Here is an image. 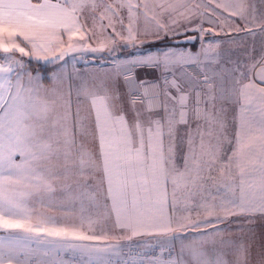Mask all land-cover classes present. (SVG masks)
Here are the masks:
<instances>
[{
	"label": "snow or ice",
	"instance_id": "obj_1",
	"mask_svg": "<svg viewBox=\"0 0 264 264\" xmlns=\"http://www.w3.org/2000/svg\"><path fill=\"white\" fill-rule=\"evenodd\" d=\"M119 6L127 7L130 14L134 7L130 0ZM97 7L96 0H0V264H136L122 256L118 244L89 243L107 239L93 232L95 220L85 215L84 201L95 203L99 195L95 181L104 187V207L115 215L118 227L133 236L158 233L175 240L170 234L189 225L166 210L174 207L178 194L190 195L192 188H203L204 161L196 156L191 133L186 134L188 154L180 157L183 170L178 166L180 126L195 122L201 157H209V167L216 160L211 148L205 151L204 136L199 133L201 121L211 124L215 117L207 108L202 111L201 104H207L204 95L215 99L217 89L225 86L207 74L202 81L168 79V75L175 77L172 70L176 69L183 80L184 69L197 64L201 55L210 59L208 49L195 54L130 53L118 68L130 90L128 101L109 84L102 83L97 91L84 87L79 94L89 104V115L83 118L79 108L73 113L70 95L65 99L55 90L41 94L30 86L31 77L24 83L17 71L23 69L24 61L16 59L15 53L47 52L50 42L64 33L71 40L80 30V15ZM103 7L115 15L111 4ZM135 39L129 29L127 40ZM137 68H164L163 84L134 76ZM197 83L207 91L202 88L193 98L185 87ZM236 83L241 82H234V91ZM260 85H264V71L259 83L241 84L238 91L244 103L236 147L226 165L234 168L236 177L226 178L230 182L219 206L231 214L264 213V87ZM77 201L80 214L72 219L67 213ZM37 204L65 215L40 212ZM214 210L215 206L206 208L209 215ZM205 235L210 233L200 234ZM198 240L194 236L193 242L182 245L180 255L185 259L152 264H239L229 260L228 253L207 248ZM237 251L245 253L247 264V250Z\"/></svg>",
	"mask_w": 264,
	"mask_h": 264
},
{
	"label": "crops",
	"instance_id": "obj_2",
	"mask_svg": "<svg viewBox=\"0 0 264 264\" xmlns=\"http://www.w3.org/2000/svg\"><path fill=\"white\" fill-rule=\"evenodd\" d=\"M134 1V2H133ZM139 1V0H136ZM170 0H162V5L165 4L167 7V2ZM212 2V6L221 11L222 15H227L226 18H218L217 24H212L210 27L217 28L219 24H222L224 29V34L229 36H242L248 34V26L253 25V28H262L257 25L263 22L256 21L259 15L256 13L254 16L247 14V7L243 6L238 13L231 12L233 9L228 5V0H208ZM98 7L92 12L91 9H86L82 15H80V30L79 32L69 39V34L64 33L60 36L59 40H52L50 42L49 50L47 52H41L38 55H25L22 56L19 52L15 53L16 59H22L24 61L23 69H17L23 74V81L27 85L29 77L32 78L31 87L38 88L41 94L45 90L52 92L55 90L65 99H71V106L73 113L79 108L81 117H87L89 115V104L85 101L84 97L80 95V89L87 87L91 91L99 90V86L103 84H109L113 86V90L117 91L121 96L124 97L125 102L129 99L130 90L124 83V75L118 71L119 67H122V61L129 58L130 53H135L137 55L152 53V54H162L165 52L168 45L162 46H152L150 40V14L142 12V14L137 11L135 12V0H130L131 4L134 6L131 14L127 7H120L121 3L127 2V0H96ZM111 4L115 15L111 12H105L103 5ZM210 4V3H209ZM215 5V6H214ZM264 6V3H263ZM158 16V24L163 27L160 28V32H167V27L170 25L177 26L179 22H183L184 18L189 17L184 10V13H179L176 9L174 15H169L165 9H160ZM180 11V10H179ZM181 12V11H180ZM144 14V15H143ZM95 17V19L93 18ZM219 23V24H218ZM218 25V26H217ZM261 25V24H260ZM208 26V25H207ZM264 27V26H263ZM243 28V29H241ZM129 29H131L132 34L136 37L131 43L127 40L129 35ZM257 31H254V33ZM193 33V32H192ZM239 33V34H238ZM214 34H210L213 37ZM62 41V43H61ZM47 43V42H46ZM72 47L69 48V44ZM133 45H135L133 47ZM24 47V44H21ZM31 46L26 47V51L30 52ZM261 52V51H260ZM64 54L61 59H57L61 54ZM3 54H0L2 56ZM231 55L223 56V59L217 63H207L205 67L211 71L222 72L224 77H219L215 81L217 85L223 84L225 87L223 90L219 88L216 91L215 96L217 101H222V95L228 92L229 95L234 97L232 94L234 92L235 97H237L236 92L238 91V83L235 84V91L233 90L234 82H240L244 75H254L258 77L259 74L264 71V69L258 71L257 67L263 64L257 63L256 60H252V66H249L246 62L235 60V57ZM262 56V54L260 55ZM26 58L34 59L38 62L45 64L57 63L55 70L50 74L49 81L46 82L44 74L41 71L33 70L27 65ZM256 58V55H254ZM2 62V60H0ZM248 67L250 69L248 70ZM136 75L140 79L148 81H156L160 79L162 73L167 70L164 68H137L135 69ZM176 72V69L172 70ZM248 72V73H246ZM178 82L183 83L181 80L177 79ZM190 88V86L185 87V91L191 92L193 98L195 97L196 90ZM234 97V99H235ZM206 100V99H205ZM75 111V112H74ZM129 111H131L129 109ZM94 118V113L92 114ZM78 139H79V129H78ZM89 142L91 138H88ZM177 144L180 145L179 139H177ZM182 155L177 154V162H180V167L183 160L180 158ZM19 159V156L16 157ZM222 185L214 184L213 193H224L226 190L225 185L227 183L226 177L222 176ZM94 187L97 188L99 197L97 198L96 205L91 207V210L97 211L103 215V210H107L104 207V187L100 186L99 180L97 179L94 183ZM171 186H169V189ZM110 204V202H109ZM168 208L166 211L170 212ZM107 215H110L109 213ZM243 218H242V217ZM245 214H234L230 215L228 218L222 216L219 220L215 221L211 226L208 227L206 233V243L205 247L215 248L217 250L228 253L227 258L229 260L239 261V264H244L245 253L238 252L237 249L247 250V264H264V235L257 233V229L261 230L260 222L257 220L253 221V224H247L244 219ZM242 219V220H241ZM233 221V222H232ZM235 221L239 222L235 224ZM241 221L244 225H240ZM246 224L248 227H246ZM104 225V223H102ZM109 229L95 230L96 235L106 236L107 239L101 240L99 242H89V243H101V244H111L119 245L122 244L126 239L133 238L141 241L148 242L152 238H165L170 240L178 248L180 260L185 259L181 257L182 245H186L189 242L186 239L177 238L171 240L169 236H161L158 233H141L139 235L133 236L131 231L128 229H122L118 227L115 223V215L111 214L108 223H105ZM242 227V229L240 228ZM252 226V227H251ZM251 227V228H250ZM110 231V232H106ZM178 235V234H177ZM186 236V235H185ZM162 239V240H163ZM161 240V239H160ZM161 240V242H163Z\"/></svg>",
	"mask_w": 264,
	"mask_h": 264
},
{
	"label": "rangeland",
	"instance_id": "obj_3",
	"mask_svg": "<svg viewBox=\"0 0 264 264\" xmlns=\"http://www.w3.org/2000/svg\"><path fill=\"white\" fill-rule=\"evenodd\" d=\"M134 2V1H133ZM212 5V2H209L208 0H170L167 2V7H165V4L162 5V0H135V6L140 5L139 8L135 7V12L139 11L141 14L142 12L145 13V19L146 14H150V40L151 42L159 43L157 46L164 47L165 45L160 44L161 41H166L169 38L183 36V35H191L195 34L197 35V40L193 43H183V44H169L168 48H166L165 51L171 50V51H184V52H191L193 54L202 52V49H208L210 53V59H205L203 55H201L200 60L198 61V65L207 70V67L205 65L209 63H217L218 61L223 59L224 54L225 55H231L234 54L231 58H235V60H240L242 63L246 62L249 66H252V60H256L257 63L263 64L262 67H257L256 70L260 71L264 69V0H228V5L230 3L231 8L233 9L234 13H238L242 7L246 6L247 14L250 16H254L256 13L259 15V17L256 18L257 23L263 22L260 24H257L261 26L262 28H259L256 30L248 26V34L247 35H238V36H229L227 34H224V29L222 27V24H219V27L212 28V24H217L215 19L207 18L208 14V4ZM147 7H144V6ZM169 5H172L173 7H169ZM196 5H200L199 8H195ZM207 5V7H205ZM184 6H187L184 7ZM215 6V5H214ZM160 9H163V12H165V9H167V13L169 15H174L176 12V9L179 13H184L183 11H186V14L189 17L184 18L183 22H179L177 26L170 25L167 27V32L164 33V31L161 33L160 28L158 26V16ZM181 12H180V11ZM138 13V12H137ZM144 15V14H143ZM226 18L227 15L220 16V18ZM208 25V26H207ZM218 26V25H217ZM243 29V28H241ZM254 31H257L254 33ZM193 32V33H192ZM214 34L213 37L210 36V34ZM239 34V33H238ZM261 51V52H260ZM262 54V56H260ZM254 55H256V58H254ZM250 67H248V70ZM248 73V72H246ZM241 83H238V91L241 84H248V83H259L258 77L254 75H244L243 78L240 80ZM264 87V85H260ZM205 88V92H206ZM238 91L236 92L237 97H235V94L233 92V96L229 98L231 101L224 100L223 102L217 101V97L215 96V99H212L210 96L205 95V99L207 100L206 108L207 110L214 114L215 119L211 122V124H205L203 121L200 123L199 133H203L204 136V149L207 151L209 148H211L216 156V160L213 163L212 167L208 166V160L209 157L207 155L201 157V149H200V137L198 134L196 123L190 124V127H181L177 135V139L180 141L179 147L182 149L181 152H178L179 155L188 154V145L186 140V134L191 133L194 139L195 144V151L196 156L198 159H203L204 165L203 170L200 173L202 179L203 188L201 190H197L196 188H192L191 194L189 195L188 192H185L183 194H178L177 200L174 202V207L170 209V212L168 213L171 216H174L175 218H180L183 220V222L187 225L185 229L182 231H178L176 236L178 238L186 239L187 242L191 243L192 237L198 236L199 240L198 243H203L205 246L206 243V235L200 236L201 233H206L209 226H211L215 221L219 220L222 216L225 218H228V216L234 214H231L229 211L222 210L219 206L222 203V193H213L214 190V184L218 185V183H221L222 185V176L228 178L236 177V173L234 168L232 170H229L226 165L228 161V157L232 155L233 150L236 147L235 144V133L236 128L238 125V118L240 114V106L244 103V100L239 96ZM228 94V92L226 93ZM204 110V109H203ZM221 111V112H220ZM75 112V111H74ZM180 138H184L181 140ZM177 142V141H176ZM178 160V159H177ZM178 166H180V162L178 161ZM191 163V161H190ZM223 171V175L221 174V170ZM181 170H183V162L181 164ZM227 180V179H226ZM230 181L227 180V183ZM214 183V184H213ZM171 191L172 189H169V196L171 197ZM99 197V196H98ZM96 205L95 203H90L87 199L84 201V209H85V215H91L93 219L95 220V223L93 225V232L95 233V230H102V229H109L108 226L105 225V223H108V220L110 219L111 215H107L108 211L103 210V215H101L98 211L95 213L94 210H91V207H94ZM215 206V210L211 215H209L208 211H206V208H213ZM36 209L40 212H44L48 215H57L62 216L65 215L64 212L56 211V210H49L45 207H42L41 205L37 204ZM80 202L77 201L74 208H71L68 210V215L72 219L78 218L80 214ZM233 212L235 210H232ZM168 212V211H167ZM245 220L247 224L251 225L253 224L255 220L261 221L260 225L261 230L259 228L257 229V233H261L264 235V213H253V214H245ZM242 217V216H241ZM244 217V216H243ZM242 217V218H243ZM186 218V219H184ZM242 220V219H241ZM205 221H213V223L205 224ZM233 222V221H232ZM241 221L240 225H244ZM104 223V225H102ZM239 223L235 221V224ZM197 224L198 227H192L191 225ZM246 224V227L248 225ZM252 227V226H251ZM250 227V228H251ZM242 229V227L240 226ZM110 232V231H106ZM2 234V233H0ZM186 235V236H185ZM163 236V235H161ZM168 237V236H167ZM131 239V238H129ZM161 240L163 237L160 238ZM159 238H152L149 239L148 242H158L160 244H164L167 246H174L170 240H167L169 242L165 241V238L161 242ZM264 239V237H263ZM127 240V239H126ZM125 240V241H126ZM144 242V241H143ZM123 245V244H122ZM264 245V242H263ZM176 247V246H174ZM178 252V260H180L179 256V250L176 247ZM54 259L57 257H53Z\"/></svg>",
	"mask_w": 264,
	"mask_h": 264
},
{
	"label": "built area",
	"instance_id": "obj_4",
	"mask_svg": "<svg viewBox=\"0 0 264 264\" xmlns=\"http://www.w3.org/2000/svg\"><path fill=\"white\" fill-rule=\"evenodd\" d=\"M220 16H223L221 11L214 8L211 4H208L207 18L215 19V21L217 22L220 19ZM184 72L187 74V76L183 80L180 79L181 73L179 71L174 72L175 77H173V75H168V79L172 80L173 78H176L181 80L183 83H186L188 78H192L196 81H202L204 79L205 74H207L209 77H214L215 80L219 77H224L222 72L211 71L208 69L205 70L198 64H192L191 66L186 67L184 69ZM133 75L137 76L136 71H134ZM156 81H158L160 84H163V76L161 75L160 79ZM190 87L195 89L196 91L202 88L205 89L204 85L198 83L192 84ZM221 97L222 101H231L229 98L232 99V96L229 94H224ZM203 99H205V95L203 96ZM205 108L206 105L202 103L201 110L203 111V109ZM121 249L122 256L125 259L131 258L135 260L136 264H152V262L156 261H178V252L176 247L167 246L158 242H143L141 240L131 238L124 241Z\"/></svg>",
	"mask_w": 264,
	"mask_h": 264
},
{
	"label": "trees",
	"instance_id": "obj_5",
	"mask_svg": "<svg viewBox=\"0 0 264 264\" xmlns=\"http://www.w3.org/2000/svg\"><path fill=\"white\" fill-rule=\"evenodd\" d=\"M183 36H186V35H183ZM183 36L181 35V36H178V37L169 38L166 41H161L160 44H163V45H169V44H174V43L175 44H183V43H178V42L174 41V39L180 38V37H183ZM151 45L152 46H156V45H159V43L157 44L155 42H151ZM193 45H194V42H193ZM24 59H26L27 65L30 68H32L33 70L41 71L44 74V78H45L46 82L49 81L50 74L55 70V68L57 66V63L45 64V63L38 62V61H36L34 59H30V58H26V57H24ZM193 123H195V122H190V124H193ZM181 127H184V126L181 125Z\"/></svg>",
	"mask_w": 264,
	"mask_h": 264
},
{
	"label": "water",
	"instance_id": "obj_6",
	"mask_svg": "<svg viewBox=\"0 0 264 264\" xmlns=\"http://www.w3.org/2000/svg\"><path fill=\"white\" fill-rule=\"evenodd\" d=\"M196 40H197V35L195 34L186 35V36L174 39V41L178 43H193Z\"/></svg>",
	"mask_w": 264,
	"mask_h": 264
},
{
	"label": "bare ground",
	"instance_id": "obj_7",
	"mask_svg": "<svg viewBox=\"0 0 264 264\" xmlns=\"http://www.w3.org/2000/svg\"><path fill=\"white\" fill-rule=\"evenodd\" d=\"M191 88V87H190ZM195 91V90H194ZM221 112V111H220Z\"/></svg>",
	"mask_w": 264,
	"mask_h": 264
}]
</instances>
